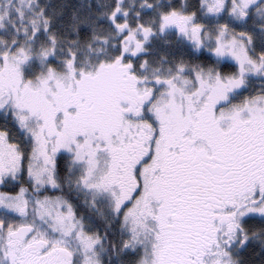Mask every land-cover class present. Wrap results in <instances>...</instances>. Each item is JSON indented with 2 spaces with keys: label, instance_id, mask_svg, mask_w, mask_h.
<instances>
[{
  "label": "snow or ice",
  "instance_id": "1",
  "mask_svg": "<svg viewBox=\"0 0 264 264\" xmlns=\"http://www.w3.org/2000/svg\"><path fill=\"white\" fill-rule=\"evenodd\" d=\"M0 264H264V0H0Z\"/></svg>",
  "mask_w": 264,
  "mask_h": 264
}]
</instances>
